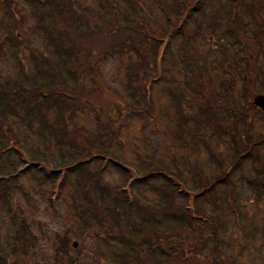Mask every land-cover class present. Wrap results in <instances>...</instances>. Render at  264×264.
Returning <instances> with one entry per match:
<instances>
[{
  "label": "rangeland",
  "instance_id": "374dc122",
  "mask_svg": "<svg viewBox=\"0 0 264 264\" xmlns=\"http://www.w3.org/2000/svg\"><path fill=\"white\" fill-rule=\"evenodd\" d=\"M73 1L75 8L83 14L77 25L80 33L94 32L93 37L86 36L88 43L83 45L85 54L90 53L93 60L87 64L88 70L79 76L77 85L71 75L67 76L69 94H75V98H67V106L64 107L67 133L74 146L83 145L85 151H78L64 142V130L58 131L57 108L48 111L44 120L54 125V133L49 127L43 129L38 110L42 99L21 104L6 114L1 113L3 104L0 102V149L5 148V144L7 148H20L27 157L48 161L49 169L62 167L63 161L71 159L74 152L85 158L94 149L92 155L95 154V159L89 163L90 173H98L101 184L111 189L113 197L118 196L119 188L131 189L133 198L141 204L158 208L165 204L163 192L159 189L166 183L163 179L129 183L118 166L107 159L96 158L100 151L119 158L130 171L136 169L141 177L153 163L168 167L181 176L190 195L200 191L196 173L201 172L203 177L212 181L224 170L232 169L238 152L237 140H244L264 153V114L253 105L257 96L264 95V11L261 12L260 28L246 7L237 6L232 15V7L225 0H202L205 15L195 12L188 17L186 28L191 39L185 41L178 31H173L165 41L162 33L170 26L162 5L172 10L175 0H144L145 13L141 14L155 31L156 42L162 41L161 48L168 43L159 55L163 56L162 72L152 71L154 77L161 79L153 83L152 111L144 119L127 110L146 108L141 97L133 94L129 80L130 66L140 60L136 45L132 43L136 42L135 36L122 28L106 37L101 32L110 27L102 21L97 24L90 22L85 16H103L112 25L124 27L130 23L126 19V11L133 10L122 0L117 6L120 9L109 5L107 0ZM7 2L9 4L0 7V88L16 89L19 86L30 90L42 82L35 68L34 54L46 55L58 62L54 44L58 40L54 42L53 38H56L59 27L53 28L55 35L47 33V28L56 24L54 18L58 11L50 0ZM10 3H13L12 7ZM232 16L238 25L245 24L246 29L233 24ZM205 21L213 25H205V30L202 28V32L195 33ZM256 34H259L263 49H259L255 42ZM8 35L17 37L21 44L17 56ZM157 47L155 50L148 47L147 54H155ZM79 86L102 88L104 92L91 98L87 90L74 93ZM181 95L182 107L177 100ZM243 104L246 112L241 111ZM235 107L240 109L237 118L230 115ZM230 108L233 111L229 112ZM244 116L246 124H250L249 130L243 122L245 118H241ZM257 150L253 156L260 155ZM252 155L234 171L230 188L227 185L219 187V209L210 194L207 198H197L203 213L219 216L227 223L225 233L221 234L226 242L223 250L225 256L239 264H264V197L259 198L248 181L254 175ZM220 158L225 162L224 168L220 166ZM3 164H7L2 169L4 173L24 168L16 152L1 155L0 165ZM79 179L78 172H70L55 196L51 194L53 179H44L37 172L19 173L11 181L8 194L18 212L17 218L25 219L31 229L28 234L31 244L21 249V243L15 238L16 229L8 206L1 200L6 198L0 195V246L6 251L15 246L19 248L18 252L10 253L8 260L11 263L100 264L98 260L102 261V253L109 258L124 249L125 244L110 238L96 221L87 227L80 220L75 205L79 202V192L81 199H85V194L80 190ZM231 202L235 203L233 207H230ZM110 223L115 224L114 218ZM65 237L71 239L70 247L60 252L61 241Z\"/></svg>",
  "mask_w": 264,
  "mask_h": 264
},
{
  "label": "trees",
  "instance_id": "16d2710c",
  "mask_svg": "<svg viewBox=\"0 0 264 264\" xmlns=\"http://www.w3.org/2000/svg\"><path fill=\"white\" fill-rule=\"evenodd\" d=\"M51 3L56 5L58 15L55 16V25L51 28H47V33L55 35L53 28L58 26V33L55 40H58L55 44L57 48L56 54L57 60L49 59L46 55L34 54L35 68L39 75L42 77V82L37 83V87L30 90L20 88L16 86V89L5 87L0 88V102L3 106L1 109L2 114L13 110L23 104L27 105L36 100L42 99V104L38 107L43 120V129L51 128L53 132L54 125L52 123L45 122V115L53 108H57L59 111V129H63V140L69 146L76 148V150L85 149L83 145L74 146V141H71L72 137L67 133V124L64 120L65 106H67V98L74 97L75 94H69V79L68 75H71L76 85L79 82V76L88 70L87 64L93 60V56L90 53L85 54L83 45H87L86 36L93 37L94 32L90 31L83 35L80 33L77 25L81 22L83 14L79 12L74 6L73 0H50ZM107 0L109 5L117 7L119 3H127L133 11H126V19L130 21L128 25L121 27L119 25H112L103 16H88L89 21L93 23L105 22L104 25L110 27L102 30L104 36H108L109 33L119 32L122 28L132 32L133 37L136 39L132 41L133 45H136L139 52V61L130 66L132 73L129 76L130 86L132 87L133 94H138L146 105V108H127L128 111L135 116L146 119L147 114L152 111L153 99L152 88L153 83L160 81L161 77L153 76L152 71L161 73V59L163 56H159L163 47L167 48L168 43L161 46V42H156L154 36V30L150 26L149 21L142 16L145 8L142 6L144 0ZM230 5L231 13L236 10V7L241 5L246 7L253 22H255L260 28H262L261 12L264 11V0H225ZM9 4L7 0H0V7L3 4ZM11 7L13 3H10ZM202 0H175L172 10L166 9L162 5L163 11L168 18L169 30L163 31L162 35L165 41H167L173 31H178L183 40L188 41L191 39L190 32L186 28L188 17L195 12L203 11ZM176 16V17H173ZM233 15V13H232ZM94 19L95 21H93ZM215 19V18H214ZM234 20L233 24L244 30L245 24L238 25L234 16L231 17ZM136 23V24H135ZM174 23V24H173ZM135 24V25H134ZM211 27L213 24L204 22L199 25V28L195 30V33L202 32L203 26ZM89 26L91 24L89 23ZM259 34L255 35V42L260 46L259 49H263L262 43L258 38ZM58 36V38H57ZM110 36V35H109ZM108 36V37H109ZM112 37V36H111ZM66 38V40L62 39ZM158 38V37H157ZM8 40L12 45H15L14 51L17 56V49L19 50L20 42L17 37L8 35ZM134 40V39H133ZM61 42V43H60ZM20 44V45H19ZM60 44V48L57 46ZM257 45V46H258ZM158 46V47H157ZM14 47V46H13ZM152 47L156 53L148 55L146 49ZM249 49V45H246ZM16 49V50H15ZM63 51V52H62ZM63 54V55H62ZM87 55V56H86ZM249 57V56H247ZM237 58V56H236ZM185 59H183L184 61ZM228 61V60H227ZM186 62V61H184ZM192 63H189L191 65ZM94 68V67H93ZM93 70V69H92ZM58 82L59 85H56ZM46 89H45V85ZM227 86L225 90H227ZM81 90H87L88 97H99L104 92L102 88L85 89L80 87L74 90L77 93ZM255 95V94H254ZM75 98V97H74ZM180 98V99H179ZM73 99V98H71ZM78 99V98H77ZM83 99V98H82ZM178 104L182 107L183 95L178 97ZM140 101H138L139 103ZM202 106V103H201ZM128 107V106H126ZM241 111L246 112V106L243 104ZM233 109H229V112ZM240 109L234 108L233 115L237 118ZM32 112H35L34 110ZM238 112V113H237ZM245 115V114H244ZM211 116H213L211 114ZM241 117V118H245ZM27 120V119H25ZM238 120V119H237ZM246 125V118L243 121ZM49 127V128H48ZM2 132V130H0ZM57 131V130H56ZM57 131V132H58ZM116 132V131H115ZM247 136L249 131L246 130ZM117 133V132H116ZM118 134V133H117ZM65 137V138H64ZM235 138V136H234ZM238 141V140H237ZM235 142L238 149L237 155L232 162V169H226L222 173L218 174L212 181L209 178L202 176L201 172L195 174V178L198 179L200 185V191L197 194H189L190 192L180 179V175H176L169 170L168 167L158 166L153 163L147 168L145 175L142 177L138 175L136 169L126 167L119 158L109 155L103 151L96 156L101 160L111 161L115 166L125 175L129 183H137L138 181L149 182L154 179H163L166 183L159 187L162 190L164 196V206L155 207L152 205H143L137 199L133 198L131 189L119 188L118 196H112L110 188L106 185H102L98 179V173H90L89 163L95 159V154L92 155L93 150L89 151L87 157L84 158L80 153H73L71 159L64 160L62 167L50 168L48 161L43 162L35 158L27 157L20 148H5L0 149V156L4 154L18 153L20 161L24 165L22 170L15 169L14 172L4 173L2 170L6 168V165H0V195L5 196L6 199H1L6 206H8L9 216L16 229V241L21 243V249L31 244L28 239V234L31 232L29 224L25 219L17 218L18 212L13 208L11 197L8 194V190L11 188V181L16 179L19 173H31L37 172L44 179L52 180L53 186L51 189L52 196L59 194L60 187L62 186L70 172H78L80 174L79 182L81 183L82 192L85 194V199H81V192L78 194L77 205H75L82 223L89 227L94 220L98 223L100 228H103L110 238H114L125 244L122 251L117 252L114 256L107 258L104 254H101L102 261L98 260L100 264H239L235 259H229L225 256L223 247L225 240L222 239L221 234L225 233L227 223L219 216H207L203 213L202 206L197 203V198H203L212 196L215 205L218 207L217 195L219 187L227 185L228 188L232 185L231 176L234 171L241 166V163L246 157L252 155L257 149L253 145L246 144V141ZM14 142V141H13ZM8 144V143H7ZM16 145V142H14ZM260 155L253 156L254 175L248 179L249 183L256 189L259 198L264 197V153L257 150ZM215 157L214 154H212ZM217 158V157H215ZM220 166L224 168V161L220 158ZM11 165H14L13 163ZM2 170V171H1ZM136 176H134V174ZM12 177V179H11ZM100 178V177H99ZM227 188V189H228ZM120 190L123 192L120 194ZM128 190V191H127ZM230 191V190H229ZM210 194V195H209ZM102 195V196H101ZM217 195V196H216ZM190 197V198H184ZM54 198V197H53ZM193 198V199H192ZM103 200V201H102ZM235 203L231 202L230 207H233ZM236 207V206H234ZM218 207L217 209H219ZM235 210V208H234ZM238 212V206H237ZM109 212V214H108ZM137 214V217H136ZM110 216V217H109ZM135 217L137 219H135ZM114 218L115 224L111 225L110 221ZM71 239L65 237L61 241V247L59 251H67L70 247ZM19 248L16 246L14 249L6 251L0 246V264H14L8 259L10 253H16Z\"/></svg>",
  "mask_w": 264,
  "mask_h": 264
},
{
  "label": "water",
  "instance_id": "95a60500",
  "mask_svg": "<svg viewBox=\"0 0 264 264\" xmlns=\"http://www.w3.org/2000/svg\"><path fill=\"white\" fill-rule=\"evenodd\" d=\"M254 105L264 111V95H259L254 100Z\"/></svg>",
  "mask_w": 264,
  "mask_h": 264
},
{
  "label": "flooded vegetation",
  "instance_id": "af4514ba",
  "mask_svg": "<svg viewBox=\"0 0 264 264\" xmlns=\"http://www.w3.org/2000/svg\"><path fill=\"white\" fill-rule=\"evenodd\" d=\"M256 110H257V111H260L259 108H256ZM246 125H248L247 129L249 130V126H250V124L248 123V124H246ZM247 129H246V130H247Z\"/></svg>",
  "mask_w": 264,
  "mask_h": 264
}]
</instances>
